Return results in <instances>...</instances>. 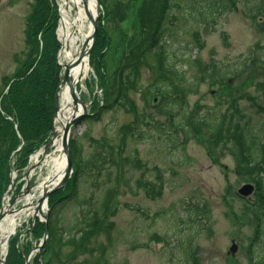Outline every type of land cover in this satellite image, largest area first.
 Segmentation results:
<instances>
[{"label": "rangeland", "instance_id": "374dc122", "mask_svg": "<svg viewBox=\"0 0 264 264\" xmlns=\"http://www.w3.org/2000/svg\"><path fill=\"white\" fill-rule=\"evenodd\" d=\"M103 1L109 6L116 4L122 8L113 19L102 22L107 37L104 64L105 86H108L113 71L124 62L132 45L130 42L136 38L135 12L140 0ZM237 1L235 11L217 17L215 23L207 26L199 25L186 14L185 0L179 5L176 1L177 6L170 11L172 24H167L166 34L172 62L175 63L173 67L184 73V78L195 74L193 62L196 60L204 64L213 60L225 73L222 80L218 77L204 81L198 93L188 98L189 107L199 106L201 114H204L213 112L218 105L228 115L230 110L223 102L231 92H235L239 99L237 109L242 115L241 124L245 123L250 131L258 133L264 146V115L258 114L248 99L253 98L254 102L264 107V84L258 89V84L264 83V33L257 32L244 14V0ZM31 2L0 0V88L2 79L10 76L16 68L15 57H21L24 51L25 18ZM56 3L59 7V0ZM99 15H103L102 9H99ZM119 17L123 20L119 21ZM194 32H198V41ZM248 58H256L257 67L249 81L241 87L239 83L244 75H239L242 70L239 64ZM57 61H60L59 54ZM233 75H237L236 80ZM149 78L147 67H141L138 83L141 90L128 93L136 115L144 122L151 114L145 106L146 96L143 94ZM229 79L234 80L230 85L227 84ZM78 91L86 111L83 118L71 127L70 140L76 142L81 160L89 165L77 175L75 195L64 201L55 214L57 235L61 241L52 244L54 258L57 257L63 264H93L96 258H102L108 264H264V213L260 217L257 242L251 245L254 219L249 208L253 209L255 198L250 196L242 204L232 196L245 182L235 172L234 157L229 148L214 150L208 147L210 140L203 135L189 139L183 151L179 146L180 136L174 138L170 135L172 141L168 136L167 142L164 133L153 131L151 124L141 125V133L145 137L142 140L137 134L133 138L127 137L120 155L121 159H125L123 171L121 176H115L109 160V148L116 151L121 138L119 129L130 125L135 116L121 108L103 109L96 116L92 107L103 93L90 65ZM155 99L152 105L158 101V98ZM102 143L106 144L102 147ZM208 148L212 149L211 154ZM261 158L264 162V155ZM14 159L9 157V161L13 162L14 194L15 187L26 177L31 179V185H36L46 174L44 165L32 163L30 159L29 168H33L24 170L18 179ZM136 161L140 162V166ZM115 179L118 180V188L105 211L111 224L109 236L101 233L92 241L85 242L87 250H76L68 242L80 237V231L92 223L94 212L101 216L103 200L106 193L116 186ZM258 179L264 188V171ZM144 182L153 185L161 182V196L151 199L146 187H143ZM13 193L6 201L15 196ZM24 203V199L18 200L14 209H21ZM196 206L201 209L202 216H208L206 222L201 220L196 223L189 219ZM29 213L21 215L17 224H29ZM22 226L15 229V236L25 228V224ZM27 235L23 234L17 245L19 252L26 245H29V250L32 248L28 255L32 260L25 264H33L39 251L35 245L40 244L44 248L47 241L42 243V236L33 240L31 235ZM156 237L162 241L158 243ZM232 242L235 246L233 255L229 253ZM101 245L106 247L104 253L101 252ZM39 254L42 251L37 259Z\"/></svg>", "mask_w": 264, "mask_h": 264}, {"label": "trees", "instance_id": "16d2710c", "mask_svg": "<svg viewBox=\"0 0 264 264\" xmlns=\"http://www.w3.org/2000/svg\"><path fill=\"white\" fill-rule=\"evenodd\" d=\"M182 0H140L135 12L137 23L136 38L124 62L115 69L105 86L107 78L105 75V46L106 33L103 27L105 20L113 19L119 11L120 5H107L103 0H99L102 16L98 22V33L89 55V64L94 69L98 87L102 89L101 99L93 104L96 116L100 111L110 108H121L125 112L133 113L134 121L121 127V135L116 151L109 148V160L115 170V176H121L125 159L120 155L124 151L126 139L133 138L135 134L142 140L145 136L140 129L141 125L151 124V129L155 132H163L164 140L170 142L172 137L178 138L181 150L192 137L205 135L209 140L212 149L229 148V152L234 157L236 173L242 181H249L255 184V198L253 209L249 208L254 220L260 221L264 213V188L258 176L264 171L260 157V135L250 131L246 124L242 122V115L237 109V94L231 92L224 100V104L230 110L227 115L221 111L217 105L213 112L201 114L199 106L189 107L188 98L198 93L199 86L206 80L224 77V72L219 71L216 75L214 70H207L208 67L215 66L213 63L204 64L199 60L193 62L195 74L189 78H184V73L176 71L173 67L172 52L166 26L172 22L170 11ZM187 3L186 14L199 25L207 26L216 21L217 17L226 16L235 11L237 0H185ZM246 4L243 10L249 18L252 27L259 33H264V0H244ZM197 15V16H196ZM123 20L122 17L118 18ZM58 24V11L55 0H32L29 5V12L25 18L24 30V51L21 57H15L16 68L10 76L2 79L0 88V204L4 193L9 186L10 161L9 157L14 153L15 169L21 178L23 169L27 166V158L42 146L52 129L54 118V95L59 84L61 68L57 64V53L59 43L56 38V28ZM195 40L198 41V32H194ZM147 67L150 72L149 84L145 87L143 94L146 96L145 106L150 109L146 122L136 115L133 102L128 98L129 91L138 92L140 68ZM239 66L242 68L239 75H244L239 86L243 87L251 78V74L257 67L256 58H248L242 61ZM234 80L237 75H233ZM233 80V81H234ZM228 84V83H227ZM262 85H258V89ZM158 101L152 105L153 99ZM252 107L258 114L264 115V107L248 98ZM100 102V103H99ZM157 118H163L162 121ZM192 136L189 138V135ZM171 135V136H170ZM164 141V142H165ZM166 143V142H165ZM106 143H102V147ZM20 147V150H16ZM260 148V149H259ZM209 149V148H208ZM209 149V153H212ZM134 153H136L134 151ZM70 157L73 166V174L67 185L50 195L48 198V228L49 237L42 249V264H63L57 257H53L52 244L54 241L60 242L55 225V214L58 207L75 195V185L78 181V173L81 169L87 168L89 163L81 160L76 142H70ZM264 163V162H263ZM140 166V162L136 161ZM95 168V166L93 165ZM86 170V169H84ZM118 180L115 179L116 186L109 190L103 200L101 216L94 212L92 223L85 226L80 232V237L71 239L68 244L73 245L76 250H87L85 242H90L101 233L109 236L111 224L106 218L105 211L109 208L114 193L118 188ZM21 184L17 187V190ZM148 196L153 199L159 198L162 194V184H151L144 182ZM245 205V204H244ZM246 206V205H245ZM196 206L193 215L189 219L199 223L208 220V216H202L201 209ZM44 232V225L36 222L30 231L33 240L40 238ZM16 238L10 239L8 254L5 264H23V259L19 250L15 247ZM159 243L161 238L156 237ZM29 245L22 250L27 254ZM94 251V250H93ZM106 247L101 245V252L104 253ZM91 256L93 255L90 254ZM68 257V256H67ZM66 258V257H65ZM33 264H39L34 259ZM93 264H108L102 258H96Z\"/></svg>", "mask_w": 264, "mask_h": 264}, {"label": "bare ground", "instance_id": "6f19581e", "mask_svg": "<svg viewBox=\"0 0 264 264\" xmlns=\"http://www.w3.org/2000/svg\"><path fill=\"white\" fill-rule=\"evenodd\" d=\"M59 6L60 20L57 29V36L61 45L59 60L63 66L67 65L69 67L68 80L62 81L59 88V108L55 118L53 130L54 136L51 139L50 151L46 154L40 152L31 158V162L33 161L32 163H41L45 166L46 174L38 182L33 195L25 196V205L21 210L17 212L6 210L8 207L6 204L7 201L4 203L3 210L5 215L0 219V252L2 254L7 250V239L13 234L18 218L25 213L28 214L29 210L31 212V204H33L35 198H41L46 192L51 190L62 180L66 169V150L62 144V132L65 126L76 116L75 111H78V113L81 111L80 105L78 103L75 104L73 101L71 90H74L76 96L80 98L78 87L89 72L88 59H86L85 56L86 49H83V44L90 39L93 30L92 22L98 15L96 2L95 0H59ZM81 56L82 60L79 62ZM210 63L215 65L213 60L207 64ZM212 69L214 70L215 75L220 71L217 65L207 68V70ZM232 82L233 80L231 79L227 81L229 85ZM263 84L264 83H262V87ZM261 145L262 149L259 148V153L264 155V146L262 143ZM261 155L259 159L262 161L263 166L264 163ZM41 156L42 159L39 160ZM26 179L27 181H30L28 178ZM243 182H245L244 184H250L253 186L254 191L250 195L253 196L255 192V184L252 182L253 185L248 181ZM237 191L232 193V196L243 204V200L248 199L250 196L242 197ZM42 210L45 211L44 206ZM30 215L31 213H29L28 216ZM260 223L261 222L257 220L252 221L254 238L251 240V245H254L257 242L256 240L260 234ZM231 244L234 243L232 242ZM38 247L39 244H36L35 248L37 249ZM30 258L31 257L26 258L28 262L32 260H30Z\"/></svg>", "mask_w": 264, "mask_h": 264}, {"label": "water", "instance_id": "95a60500", "mask_svg": "<svg viewBox=\"0 0 264 264\" xmlns=\"http://www.w3.org/2000/svg\"><path fill=\"white\" fill-rule=\"evenodd\" d=\"M84 1V0H82ZM96 2V8L98 10L99 8V2L98 0H95ZM97 23H98V16L96 17L95 20H93L92 22V26H93V30H92V34L90 36V39L85 42L83 44V49H86L85 52V56L86 58L89 56V53L92 49V46L94 44V41L96 39L97 36ZM82 60V56L79 60V62ZM63 67V73L60 77V82L59 85L57 87V90L55 92V96H54V110H55V114H57L58 112V92H59V88L61 85L62 81H66L68 80V71H69V67L67 65L62 66ZM71 95L73 98V101L75 102V104H79L81 107V113H78V111H75L76 116L74 117V119L71 120V122H69L64 130H63V134H62V144L64 149L66 150V169L64 171L63 174V178L62 180L57 184L56 187H53L51 190H49L48 192H46L41 198L38 199V201L36 202L35 206H36V210L33 212V216L36 217L38 214L43 218L44 220V224H45V229H44V233H43V242L44 243L48 237V225H47V220H48V211L45 210V212H42V206L45 205L46 206V202H47V198L50 196V194H52L53 192L61 189L62 187H64L72 173V165H71V160H70V150H69V133H70V129L73 126V124L79 120L82 116H84L85 114V106L83 105V103L81 102V100L76 96L74 90H71ZM54 134L52 131V136L51 139L53 138ZM51 139L49 140V142L46 144V146L44 147V152L47 150L48 147L51 146ZM28 184L26 187V192L28 191ZM254 191V188L252 185L250 184H245L243 185L241 188L238 189L237 193L240 194L242 197H248L250 196ZM20 196V194H19ZM4 216V214L2 213V211L0 210V219H2ZM235 252V246L234 244L231 245V247L229 248V253L231 255H233ZM0 264H4V260L0 259Z\"/></svg>", "mask_w": 264, "mask_h": 264}]
</instances>
